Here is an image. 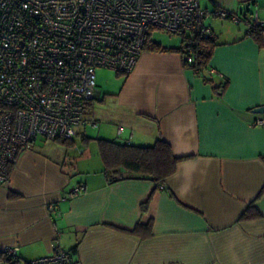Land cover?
I'll return each mask as SVG.
<instances>
[{
	"label": "crops",
	"instance_id": "obj_1",
	"mask_svg": "<svg viewBox=\"0 0 264 264\" xmlns=\"http://www.w3.org/2000/svg\"><path fill=\"white\" fill-rule=\"evenodd\" d=\"M200 7L214 40L208 70L184 58L182 37L193 34L164 50L146 45L129 73L108 69L110 82H96L87 115L97 126H79L69 146L36 137L9 165L0 252L16 248L19 264L57 246L73 264H264V126L253 124L264 116L253 111L264 106V28L261 45L250 31L256 9L264 20V0ZM99 139H162L181 160L162 188L111 181ZM251 204L259 217L240 219Z\"/></svg>",
	"mask_w": 264,
	"mask_h": 264
},
{
	"label": "built area",
	"instance_id": "obj_2",
	"mask_svg": "<svg viewBox=\"0 0 264 264\" xmlns=\"http://www.w3.org/2000/svg\"><path fill=\"white\" fill-rule=\"evenodd\" d=\"M214 14L240 20L223 9ZM204 18L200 0H0V185L36 137L71 141L79 126H97L87 114L98 68L129 73L150 28L207 37ZM251 27H264L257 9ZM253 124L264 126V116ZM83 191L79 184L68 197ZM5 251L15 254L16 248ZM73 263L60 246L31 262Z\"/></svg>",
	"mask_w": 264,
	"mask_h": 264
},
{
	"label": "trees",
	"instance_id": "obj_3",
	"mask_svg": "<svg viewBox=\"0 0 264 264\" xmlns=\"http://www.w3.org/2000/svg\"><path fill=\"white\" fill-rule=\"evenodd\" d=\"M261 28L251 27V33H254L258 43L262 44L260 36ZM146 35L143 48L147 47L164 50L165 47L151 41ZM182 42L185 48L182 52L190 54L192 67L208 70V62L212 54L214 40L211 35L202 37L199 34L192 36H183ZM186 60V59H185ZM69 146V141L58 140ZM100 156L104 163V169L109 175L111 181L122 179H138L155 183L157 186L162 185L165 178L175 172L178 162L181 160L173 154L170 146L162 139L155 140L151 145L138 146L130 143H120L114 140L99 139ZM145 205V204H144ZM143 205V206H144ZM142 206V207H143ZM259 217L253 204L243 212L240 219H249ZM27 261L24 264H31ZM0 264H19L15 254H9L6 251L0 252Z\"/></svg>",
	"mask_w": 264,
	"mask_h": 264
},
{
	"label": "rangeland",
	"instance_id": "obj_4",
	"mask_svg": "<svg viewBox=\"0 0 264 264\" xmlns=\"http://www.w3.org/2000/svg\"><path fill=\"white\" fill-rule=\"evenodd\" d=\"M149 39L161 46H172L177 43L179 35L168 33L160 28H150L149 29ZM113 77V72L110 70L99 69L96 72V82L103 83L110 82ZM92 132V131H91Z\"/></svg>",
	"mask_w": 264,
	"mask_h": 264
},
{
	"label": "water",
	"instance_id": "obj_5",
	"mask_svg": "<svg viewBox=\"0 0 264 264\" xmlns=\"http://www.w3.org/2000/svg\"><path fill=\"white\" fill-rule=\"evenodd\" d=\"M253 111L255 113H264V106L256 107Z\"/></svg>",
	"mask_w": 264,
	"mask_h": 264
}]
</instances>
